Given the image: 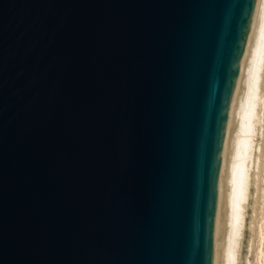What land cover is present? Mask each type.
I'll return each instance as SVG.
<instances>
[{"label":"water","instance_id":"water-1","mask_svg":"<svg viewBox=\"0 0 264 264\" xmlns=\"http://www.w3.org/2000/svg\"><path fill=\"white\" fill-rule=\"evenodd\" d=\"M258 0H0V264H216Z\"/></svg>","mask_w":264,"mask_h":264},{"label":"bare ground","instance_id":"bare-ground-1","mask_svg":"<svg viewBox=\"0 0 264 264\" xmlns=\"http://www.w3.org/2000/svg\"><path fill=\"white\" fill-rule=\"evenodd\" d=\"M263 86L264 0H258L231 118L216 264H238L246 226V202L252 185L255 184L257 193V208L251 207L254 214L264 196ZM260 216L253 228L254 264H264V227ZM244 264L252 262L246 257Z\"/></svg>","mask_w":264,"mask_h":264},{"label":"rangeland","instance_id":"rangeland-1","mask_svg":"<svg viewBox=\"0 0 264 264\" xmlns=\"http://www.w3.org/2000/svg\"><path fill=\"white\" fill-rule=\"evenodd\" d=\"M263 89H264V86L262 87V90ZM263 92H264V90H263ZM261 184H264V180L262 181ZM255 191H256V186L254 184V185H252V188L250 189L249 200L246 202V205H248L247 206L248 207L247 210L245 209V213H246L245 224H246V226H245L244 237H243V240H242V248H241V253H240L239 259H238L239 260L238 264H244L246 257L252 262V264H254V247H255V243L252 241V236H253L254 225L256 224L257 219H259L261 217L260 214L262 215V219L261 220H262V224H263V227H264V196L262 198V202H261V200H259L260 206H258V210L254 214L252 208H253V206H254V208H257V206L255 207V205H256V201H255L256 199L255 198L257 196V193ZM259 207H260V209L262 207V210H260ZM256 214H257V217H256V221H255L254 216ZM252 221H253V223H252ZM252 245H253V247H251ZM243 260H244V262H243Z\"/></svg>","mask_w":264,"mask_h":264}]
</instances>
